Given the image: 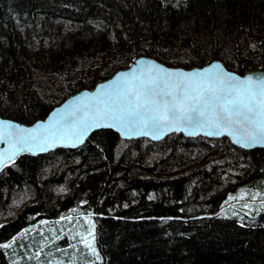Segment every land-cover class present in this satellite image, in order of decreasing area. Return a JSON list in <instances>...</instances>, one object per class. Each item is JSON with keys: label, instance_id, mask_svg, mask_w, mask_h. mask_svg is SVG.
Returning <instances> with one entry per match:
<instances>
[{"label": "trees", "instance_id": "16d2710c", "mask_svg": "<svg viewBox=\"0 0 264 264\" xmlns=\"http://www.w3.org/2000/svg\"><path fill=\"white\" fill-rule=\"evenodd\" d=\"M138 56L264 65V0H0V115L31 124ZM86 218L99 259L82 242ZM72 258L264 264V149L102 129L75 149L21 156L0 171V264Z\"/></svg>", "mask_w": 264, "mask_h": 264}, {"label": "snow or ice", "instance_id": "6c2138e0", "mask_svg": "<svg viewBox=\"0 0 264 264\" xmlns=\"http://www.w3.org/2000/svg\"><path fill=\"white\" fill-rule=\"evenodd\" d=\"M212 68L219 69L220 66L213 64ZM148 72H151V68ZM158 72L165 73L166 78L149 75L147 83L156 85L163 80L168 86L166 92L156 93L153 89V95L148 96L143 81L140 84H133V81L140 80V76H133L131 80L124 81L123 86H118L115 94H110L108 100L100 101L94 112L91 114L85 112L83 117L77 118L68 138L79 143L89 129L104 127L116 128L126 138L151 136L157 139L165 132L187 131L189 128L193 130L189 134L200 131L208 136H220L225 133L233 135V126L238 125L244 129V132L242 136L236 137L235 143L245 147L264 143V85H261L260 92L257 93L252 90L251 77H246L242 81L231 73H209L208 69L201 73L172 72L166 69H158ZM145 74L141 72V75ZM156 94L171 96V103L166 99L162 102L158 101L155 99ZM71 115L75 116V113ZM3 124L7 122L0 121V125ZM181 125L184 127L181 128ZM58 126L59 122L38 141L41 151L46 150L45 144L48 147L53 146L49 143V137L57 138L58 132L60 139L65 138ZM37 127L43 126L37 125ZM21 131L32 130L21 129ZM0 138H3L2 135ZM31 139L37 140L35 136ZM16 143L27 144V141L19 140ZM16 143L12 144L10 151L0 153V168L5 167L6 162L12 161L13 157L25 150L16 147ZM244 207L249 206L244 205ZM86 221L91 223L88 218ZM88 235H93L91 229ZM82 242L99 259L92 241L83 238Z\"/></svg>", "mask_w": 264, "mask_h": 264}, {"label": "water", "instance_id": "95a60500", "mask_svg": "<svg viewBox=\"0 0 264 264\" xmlns=\"http://www.w3.org/2000/svg\"><path fill=\"white\" fill-rule=\"evenodd\" d=\"M143 61L144 63L141 64L140 62ZM217 64L220 66L219 69H213L212 65ZM155 66V67H153ZM151 68V72L149 73L148 70ZM158 69H166L172 72H192V73H201L203 70L208 69L209 73H231L240 78V80H244L246 77H251L253 81L252 90L259 93L261 89V85H264V65L260 66H251L243 73H238L227 68L220 60L217 59H210L201 66H193L190 68H184L180 66H168L161 61L150 57V56H138L135 57L132 62L125 68H121L116 70L110 77L100 82H97L92 88H83L78 91H75L65 97L60 103L54 105L52 109L47 113V115L43 118H40L34 121L31 124H26L20 122L18 120L3 117L0 115V121L7 122V124L0 125V135L3 138H0V153L5 152L6 150L10 151L12 144L16 143L19 140H26L27 144H19L16 143V147H22L25 150L19 152L15 157H13L12 161L6 162V165H10L11 163L18 160L23 155H30V156H37L45 154L49 151L55 150L57 148H67V149H75L82 145L89 136L98 130H112L119 135V137L123 140H131V139H138V138H146L151 141H158L164 136L177 132L182 133L186 137H195V136H203L207 138H221L225 137L230 140V142L242 149L251 150L255 148L264 149V143L254 144L251 146H241V144L235 143V139L238 136H242L244 129L238 125L233 126V135H228L227 133L220 135V136H208L205 135L204 132L196 131L194 134H189L193 132L191 128L187 131H170L165 132L157 139H153L151 136H135L131 138H126L121 135V133L116 128H91L87 131L84 136L82 142L76 143L74 139H69L68 137L71 135V129L73 127L74 122L77 118H81L84 116L85 112L92 113L99 105L100 101L108 100L109 95L115 94V89L118 86H123L124 81L131 80L133 76H140L139 81H133V84H140L141 81L145 83V91L147 92L148 96H152V90L155 89L156 93H163L168 90V86H166L161 80L158 84L153 85L147 83L149 80V75L156 76L159 75L161 77H165V73L158 72ZM145 72V75H141V72ZM166 78V77H165ZM244 87H248L244 85ZM179 95V93L177 94ZM223 95V94H222ZM155 99L158 101L168 100L169 103L172 101L171 96H166L163 94H156ZM75 113V116L71 115ZM59 122V130L62 131L65 135L64 139L59 138V132L57 138L53 139L49 137V143H52V147H48L47 144L44 145L46 150L41 151L40 145L38 141L43 139L45 135L51 131L52 126L57 125ZM15 126V127H10ZM37 125H42L43 127L38 128ZM62 126V127H60ZM184 126L181 125V128ZM21 129H31V132L21 131ZM32 136L37 138L36 141L31 139ZM4 168V167H3ZM0 168V171L3 169Z\"/></svg>", "mask_w": 264, "mask_h": 264}, {"label": "rangeland", "instance_id": "374dc122", "mask_svg": "<svg viewBox=\"0 0 264 264\" xmlns=\"http://www.w3.org/2000/svg\"><path fill=\"white\" fill-rule=\"evenodd\" d=\"M51 82H52V81H49L48 84H51ZM249 207H250V206H249ZM91 220H92V221H90L91 223H89V225H88V226H89L88 229H89V230L91 229L92 234H94V227H93V226H94V223H93V219H91ZM89 230H87L88 233H89ZM85 238L91 240L92 243H93V235H92V236H89V235L87 234ZM88 250H89V248H88ZM89 253H90V256H91V257H94V256H95L90 250H89ZM75 260H76V258H72L71 260H66V259H64V260H62V261L57 260V261L54 262V264H71V263H73Z\"/></svg>", "mask_w": 264, "mask_h": 264}]
</instances>
